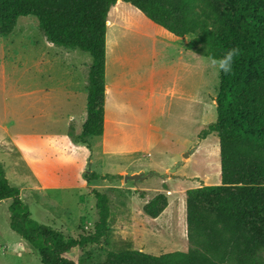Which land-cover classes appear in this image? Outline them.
I'll list each match as a JSON object with an SVG mask.
<instances>
[{
  "label": "rangeland",
  "instance_id": "1",
  "mask_svg": "<svg viewBox=\"0 0 264 264\" xmlns=\"http://www.w3.org/2000/svg\"><path fill=\"white\" fill-rule=\"evenodd\" d=\"M108 19L109 82L120 74L128 81L132 73H148L154 51L159 52L155 66L168 67L171 80L183 81V91L156 117L159 143L147 145L148 106L138 101L140 93L112 85L105 136L94 138L91 147L78 142L87 115L91 55L51 44L34 16L20 17L10 36L0 35V162L32 218L78 239L95 232V193L109 197L106 235L78 250L80 264H100L109 252L126 249L155 256L188 251L186 192L221 184L220 140L216 134L199 138L217 120L220 72L194 51L178 58L179 45L192 37H174L176 46L168 48L172 59L165 60L160 53L165 43L153 39L160 28L129 3L118 0ZM136 174L146 178L125 180ZM161 193L169 205L152 219L143 208ZM11 202L0 204V264H42L39 253L11 230Z\"/></svg>",
  "mask_w": 264,
  "mask_h": 264
},
{
  "label": "trees",
  "instance_id": "2",
  "mask_svg": "<svg viewBox=\"0 0 264 264\" xmlns=\"http://www.w3.org/2000/svg\"><path fill=\"white\" fill-rule=\"evenodd\" d=\"M122 1L177 38L192 37L188 50L219 58L235 47L239 54L229 73L220 72L217 120L199 135L206 139L216 134L220 140L221 184L186 192L191 247L160 256L111 251L100 264H264V0ZM117 3L0 0L2 37L14 32L20 17L34 16L51 44L91 55L87 118L78 142L89 143L105 132L107 24ZM95 198L99 219L94 234L66 237L32 218L0 162V203L12 200L10 228L39 253L42 264H80L78 250L101 242L111 211L108 195L96 192ZM168 205L167 195L161 193L143 211L157 219Z\"/></svg>",
  "mask_w": 264,
  "mask_h": 264
},
{
  "label": "crops",
  "instance_id": "3",
  "mask_svg": "<svg viewBox=\"0 0 264 264\" xmlns=\"http://www.w3.org/2000/svg\"><path fill=\"white\" fill-rule=\"evenodd\" d=\"M151 24L155 25L156 29L160 28V32L155 31L154 33V36H153L154 42L157 43L160 41L161 43H165V46H166V48L165 49L163 48L162 51L160 52V53L163 52L161 56L165 60L172 59L168 51V48L176 46L177 39L174 38L176 36L167 32L165 29L154 24L153 22H151ZM186 45L187 43H182L181 45H179L180 47L177 53H178V58L181 61L184 60L186 56V51H191L186 48ZM158 54H159L158 51L153 52L154 56L151 57L153 61V66L150 67L148 73L143 74L142 76L132 73L131 76H129L130 79L128 81H126V79H124L125 77H123V75L120 74L118 78L117 77L114 78L115 83L113 79L111 82L108 81V57H107L106 103H107V94L110 89V85L114 86L115 90L117 91L118 90L122 91L123 89L128 88V90L131 92L140 93V95L137 94V96L139 97L138 101H142L146 103L148 106L147 107V110H148V118H147L148 119V122H147V129H148L147 142L148 143L147 145L152 144L153 140H155L154 143H159L161 139V137L159 136V132L161 130V124L157 122L158 119H156V117L158 113L159 114L165 113L166 111L165 107L167 105L166 104L167 100L169 98H174L177 90L183 91L182 90L183 86L179 84L180 82L181 83L183 82L182 79L180 81V78H179L180 76L178 77V79L177 77H175L174 80H171L172 71L168 67L163 66V67L157 68L155 66V62L157 58L156 56H159ZM107 56H108V52H107ZM171 82L174 83V86L172 87L169 86ZM67 100L68 102H71L69 98ZM86 118H87V115H86ZM86 118H85V121H86ZM75 121L76 120L73 119L72 122H75ZM105 133H106V104H105V132H104L103 137L105 136ZM90 142L89 143L80 142V143H82L84 146L91 147ZM104 145H105V142H104ZM88 173L89 172H85L84 175L91 174V173L89 174ZM83 179L87 181L86 177H83Z\"/></svg>",
  "mask_w": 264,
  "mask_h": 264
},
{
  "label": "clouds",
  "instance_id": "4",
  "mask_svg": "<svg viewBox=\"0 0 264 264\" xmlns=\"http://www.w3.org/2000/svg\"><path fill=\"white\" fill-rule=\"evenodd\" d=\"M238 54H239V49L233 47L229 49L227 52H225L222 57L217 58L213 56H208L207 60L217 72H223L227 74L232 70L234 57L237 56Z\"/></svg>",
  "mask_w": 264,
  "mask_h": 264
},
{
  "label": "water",
  "instance_id": "5",
  "mask_svg": "<svg viewBox=\"0 0 264 264\" xmlns=\"http://www.w3.org/2000/svg\"><path fill=\"white\" fill-rule=\"evenodd\" d=\"M189 154H186L185 157H188ZM172 172H174V170H172ZM146 177L144 174H136V175H131V176H126L125 180L129 181V180H133V181H141L144 180Z\"/></svg>",
  "mask_w": 264,
  "mask_h": 264
},
{
  "label": "bare ground",
  "instance_id": "6",
  "mask_svg": "<svg viewBox=\"0 0 264 264\" xmlns=\"http://www.w3.org/2000/svg\"><path fill=\"white\" fill-rule=\"evenodd\" d=\"M110 23H111V21H108V24H107V25H108V27H109V25H111ZM109 94H110V93H109Z\"/></svg>",
  "mask_w": 264,
  "mask_h": 264
}]
</instances>
